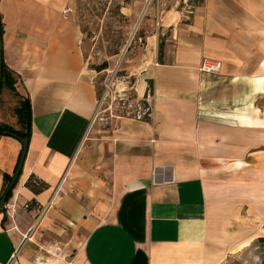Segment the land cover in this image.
Instances as JSON below:
<instances>
[{"label": "crops", "instance_id": "obj_1", "mask_svg": "<svg viewBox=\"0 0 264 264\" xmlns=\"http://www.w3.org/2000/svg\"><path fill=\"white\" fill-rule=\"evenodd\" d=\"M66 7L0 0L15 93L0 90L13 108L28 97L30 114L0 264H220L264 234V0L163 2L134 78L147 116L118 119L94 157L80 143L96 90ZM0 104V122L17 126ZM20 148L0 133V195ZM30 174L46 187L32 191Z\"/></svg>", "mask_w": 264, "mask_h": 264}, {"label": "rangeland", "instance_id": "obj_2", "mask_svg": "<svg viewBox=\"0 0 264 264\" xmlns=\"http://www.w3.org/2000/svg\"><path fill=\"white\" fill-rule=\"evenodd\" d=\"M168 1L67 0V12L79 27L85 70L96 90L94 109L80 143L92 157L102 151L101 142L118 119L141 116L145 110L141 103L145 100L137 99L134 93L142 33L158 26L160 8ZM194 1L190 0L191 5ZM6 94L4 88L0 90V103L5 105L3 111L11 114L15 97L11 92ZM262 258V246L255 237L235 246L220 264H260Z\"/></svg>", "mask_w": 264, "mask_h": 264}, {"label": "trees", "instance_id": "obj_3", "mask_svg": "<svg viewBox=\"0 0 264 264\" xmlns=\"http://www.w3.org/2000/svg\"><path fill=\"white\" fill-rule=\"evenodd\" d=\"M198 1V0H196ZM0 31H1V22H0ZM14 81L15 78L12 75V72L7 68V66L1 61V81H0V88L2 86L7 87L9 90L15 93V88H14ZM17 94V93H16ZM142 106L145 108L143 111L142 115L140 116L141 118H146L147 116V105L144 101H141ZM13 111L16 115V123L17 126H13L9 123L5 122H0V133H5L4 131H7V134L13 135V136H22L25 137L26 139L29 138V133H30V114H29V99L28 97H19L18 98V105H16L13 108ZM20 150L17 155V159L15 162V165L12 169L11 173H2V178L4 181L3 189L7 185L8 181L11 178V175L16 167L18 157H19ZM24 184L28 186L32 191L37 192L43 188L46 187V183L38 178H36L33 174H30L27 179L25 180ZM11 188L8 190V193L6 195L5 200L8 198L10 195ZM2 210V209H1ZM256 241L258 244L262 246V260L260 264H264V234L259 235L256 237Z\"/></svg>", "mask_w": 264, "mask_h": 264}, {"label": "water", "instance_id": "obj_4", "mask_svg": "<svg viewBox=\"0 0 264 264\" xmlns=\"http://www.w3.org/2000/svg\"><path fill=\"white\" fill-rule=\"evenodd\" d=\"M0 81H1V45H0ZM4 132L8 133L7 131H4ZM15 137L19 140V142L21 144L20 153H19V157H18L16 167H15V169L11 175V178L8 181L7 185L5 186L4 190L2 191V193L0 195V211H1V208L4 204V202H5V198H6V195L8 193V190L13 187V185L16 181V177L19 173V170H20V167H21V164H22L25 152H26L27 139L25 137H22V136H15Z\"/></svg>", "mask_w": 264, "mask_h": 264}, {"label": "built area", "instance_id": "obj_5", "mask_svg": "<svg viewBox=\"0 0 264 264\" xmlns=\"http://www.w3.org/2000/svg\"><path fill=\"white\" fill-rule=\"evenodd\" d=\"M67 11H69V8L68 7L64 8V12H67ZM218 67H219V61L216 59L209 58V57H203L200 62V68L204 70H214V69H217ZM31 203L33 202H24L22 206L27 207Z\"/></svg>", "mask_w": 264, "mask_h": 264}]
</instances>
